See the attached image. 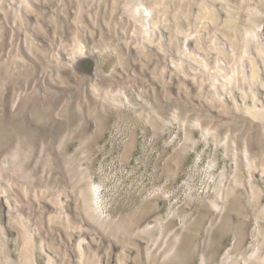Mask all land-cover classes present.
I'll use <instances>...</instances> for the list:
<instances>
[{
    "label": "rangeland",
    "instance_id": "obj_1",
    "mask_svg": "<svg viewBox=\"0 0 264 264\" xmlns=\"http://www.w3.org/2000/svg\"><path fill=\"white\" fill-rule=\"evenodd\" d=\"M0 264H264V0H0Z\"/></svg>",
    "mask_w": 264,
    "mask_h": 264
}]
</instances>
